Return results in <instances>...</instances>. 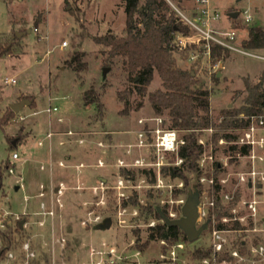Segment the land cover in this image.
<instances>
[{
	"label": "rangeland",
	"instance_id": "374dc122",
	"mask_svg": "<svg viewBox=\"0 0 264 264\" xmlns=\"http://www.w3.org/2000/svg\"><path fill=\"white\" fill-rule=\"evenodd\" d=\"M208 1L220 16V24L215 28L235 31L237 46L246 40L249 25L264 30V0ZM169 2L172 9L177 7L185 16H189L194 5V0ZM244 11L252 18L249 25L242 20ZM234 12H238L236 19L227 18ZM123 27L121 0H0V44L11 42L12 37L15 41L11 54L0 57V118L8 113L9 105L21 100L31 102L0 127V231L22 223L20 234L13 238L30 243L38 257L37 264H85L89 247H99L103 242L129 258L138 252L142 264H157L159 256L171 245L145 243L148 225L161 222L153 218L148 207L165 210L163 204L169 201H185L186 191L193 186H199L201 199L206 202L212 194L215 197V191L199 185V179L212 178L219 187L217 196H229L234 201L226 218L234 210L235 217L242 219L240 226L245 228L238 230L239 234L229 235V242L235 249L242 244L241 255L246 259L243 264H251L250 248L264 243V234L260 232L264 229V184L256 183L253 188L240 184L237 178L248 170L247 160L226 152L233 141L223 140L220 144L221 139H212L214 133L239 138L244 127H213L211 132H198L197 144L203 142L197 160L200 177L187 176L185 186L161 169L164 187L155 189L156 170L133 166L135 160L143 164L155 160L135 147L138 120L155 115L146 97L135 94L130 98L129 113H122L123 104L117 95L131 88V83L119 64L107 68L102 80L101 72L106 67L92 42V38L107 32L120 35ZM27 30L30 33L16 37ZM188 35L193 36L191 32ZM197 40L193 38V42ZM63 42L65 49L61 48ZM200 46L187 49V59L177 51L174 60L178 67L192 70L197 87L208 92V115L218 125L224 111L240 107L246 95L245 84L253 86L259 82L264 73V50L251 52L257 58L229 53L225 60L212 62L199 51ZM73 51L83 54L85 68L80 72L66 64ZM194 55L196 62L189 60ZM10 79L15 83L4 84ZM159 87L160 81L154 75L147 93ZM86 93L98 98L99 110L85 104ZM138 104L140 107L135 109ZM53 108L56 112L46 113ZM69 132L73 135L65 136ZM49 133L52 137L46 139ZM260 134L264 139V132ZM177 136L181 140L180 134ZM257 153L263 159L259 168L264 171V148ZM12 154L18 155L17 161L11 160ZM118 161L123 166H118ZM176 161L175 155H169L164 157L163 164L175 166ZM9 168L13 174H8ZM119 180L125 186V198L121 199L117 195ZM40 188L43 198H38ZM252 198L258 201L254 218L242 207L243 202ZM40 202L53 211L52 219L36 216ZM227 202L222 199L223 206ZM107 219V230L95 229ZM216 219L220 221L217 215ZM182 244L184 250L178 253L181 264H200L192 252L194 248L209 246V230L202 232L197 242Z\"/></svg>",
	"mask_w": 264,
	"mask_h": 264
},
{
	"label": "trees",
	"instance_id": "16d2710c",
	"mask_svg": "<svg viewBox=\"0 0 264 264\" xmlns=\"http://www.w3.org/2000/svg\"><path fill=\"white\" fill-rule=\"evenodd\" d=\"M124 13V27L120 35L107 32L102 36L92 38L93 44L98 49V54L103 58V66L111 68L117 64L131 83L125 93H118V98L123 104V114L131 110L130 98L136 95L140 98L146 97L147 102L155 117H163V126L180 134L183 142L177 151L176 157L182 160L179 167H163L162 171L172 179L181 180L188 186L187 176L193 175L197 178L201 175L197 160L202 153V147L197 144V134L200 131L216 127L223 130L239 129L248 125L249 118L261 117L264 122V73L258 83L253 86L245 84L246 95L242 98L241 105L235 110H226L222 113V120L218 125L212 123L208 115V92L197 87L192 70H185L177 66L174 55L177 50L173 46L176 34L188 35L189 30L181 22L172 7L166 0H121ZM176 9H178L176 7ZM14 37L12 41L0 44V57L12 52ZM241 47L249 52H260L264 50V30L260 27L249 25L247 38ZM183 58L187 59V51L181 52ZM229 52L217 45L210 47V61L220 62L227 58ZM186 56V57H184ZM197 61V60H196ZM195 61V62H196ZM74 72H80L85 68L83 54L73 51L72 56L66 62ZM197 63L193 64L196 65ZM156 75L160 81V87L147 93V88ZM217 78V77H216ZM86 105H95L98 110L100 105L97 97L84 95ZM140 104L136 106L138 109ZM13 113L9 110L0 118V127H3L11 118ZM243 118H240V116ZM214 142L222 139L230 142L236 138L230 134L214 133ZM229 155H247L245 147L230 145L226 148ZM173 156V155H172ZM150 174V171H141ZM152 176V174L150 175ZM2 175L0 170V181ZM150 183L152 180L150 179ZM200 194L199 186L190 187ZM215 191V213L220 219L228 217V210L234 201H229L223 206L222 199L218 197L219 187ZM156 209L148 207L156 221H160ZM160 209V208H159ZM161 210V209H160ZM165 214L164 210H161ZM231 216H229L230 218ZM16 223L12 228L0 231V262L3 261L6 251L11 249L18 251L21 242L14 240V235L20 234L22 228ZM251 225V224H249ZM224 230H243L238 222L226 225H218ZM96 229V227H95ZM166 242L168 245L176 243H187L183 233L176 227H167L163 223H157L153 228L146 230L145 243ZM242 253L243 245L237 247ZM209 247L194 248L192 256L196 260H202L210 256ZM220 259H228L227 255Z\"/></svg>",
	"mask_w": 264,
	"mask_h": 264
},
{
	"label": "built area",
	"instance_id": "2783aa9c",
	"mask_svg": "<svg viewBox=\"0 0 264 264\" xmlns=\"http://www.w3.org/2000/svg\"><path fill=\"white\" fill-rule=\"evenodd\" d=\"M175 13L178 15L180 22L188 28L189 32L193 36L176 34L173 39V46L178 52H183L191 49V47H198L199 51L203 53L207 61H210V47L212 45H217L231 54H236L248 58H257L253 53L244 50L241 45L237 46L236 32L233 30H218L215 25L220 24V16L212 9L209 5L208 0H195L194 10L190 16H185L176 8H173ZM238 17V16H237ZM228 18V17H227ZM242 20L245 24L251 23V16L248 11L242 13ZM37 33V30L33 31ZM199 38L196 42H193V38ZM201 43V44H200ZM66 43L61 44V48H66ZM198 52V51H197ZM198 54V53H197ZM197 56H191L190 61H196ZM15 81L10 79L4 81V84H14ZM56 112V108L51 110H46V113ZM240 118H243L241 115ZM23 120V118H20ZM249 123L242 129V133L239 138L233 140L231 145L238 147H245L248 151L247 155L240 156L247 160L248 170L238 175L237 180L240 184L246 185L248 188H253L256 183L264 184V171L259 168L261 166L263 159L258 155L257 151H261L264 148V139L261 136V132H264V122L263 120L257 119L256 117L249 118ZM138 125L140 129L135 133L136 135V145L137 149H143L147 154H151L154 161L143 164L140 160H135V166L147 167L151 170H156L154 173L155 179V189H162L164 187L161 177L160 170L165 167L163 164V159L169 155H177V151L183 142L178 140V133L173 130H169L163 126V120L160 117H152L149 119L138 120ZM236 130V129H234ZM211 132L210 129L204 130ZM72 133H66L65 136H71ZM52 134H47L46 139H51ZM220 144L224 143L221 139ZM41 146V143L38 144ZM198 145L203 146L202 141H198ZM129 154V151L127 152ZM177 161L175 167H179L182 163L181 159L176 157ZM11 160L13 162L18 160L17 154L11 155ZM118 166H123V162L118 161ZM201 167V165H200ZM8 174H13V169L9 168L7 170ZM199 185H207L208 190H213L216 183L211 178L206 180L204 178L199 179ZM123 181L119 180L117 183L118 197L125 198ZM181 185L178 186L181 189ZM61 191H58V195ZM201 194H199V206L197 208V224L201 225L208 221V226L206 230H209V249L210 256L200 260V264H243L246 259L239 253L238 249L231 246L228 236L232 234H239L237 230H224L218 228V225H226L234 222H241L242 219L235 217V211L232 210L230 218L222 217L219 220L216 219V206L215 199L212 196L206 201H202ZM43 189L40 188V193L38 198H43ZM224 201H231L229 196H223ZM24 203H27V199L23 198ZM184 200L169 201L163 204L165 207V214L163 215L169 220H177L181 217V208L184 205ZM163 203V202H162ZM258 201L252 198L248 201L242 203L243 209L247 212L248 216L254 218L257 215ZM25 210V209H24ZM26 211V210H25ZM25 215V212H23ZM36 216L45 219H52L54 213L51 209L47 208L43 202L38 204V212ZM162 223V222H161ZM43 224H40L42 226ZM23 226V225H22ZM154 223L148 225V228H153ZM264 234V229L261 230ZM159 244L163 247H167V243L160 241ZM184 250V245L182 243H176L171 245V247L166 251L165 254H161L158 258L157 264H181L182 261L179 260L178 253ZM227 255L228 259H220L221 256ZM249 255L251 257V264H264V243H260L249 250ZM140 255L138 252L134 253L130 258L123 256L114 247H110L104 242L99 245V247H89L87 250V262L85 264H142L139 261ZM38 257L34 250L32 249L28 241L22 242L19 246L18 251H13L11 249L6 251L5 257L0 264H37ZM57 264V263H52ZM83 264V263H82Z\"/></svg>",
	"mask_w": 264,
	"mask_h": 264
},
{
	"label": "water",
	"instance_id": "95a60500",
	"mask_svg": "<svg viewBox=\"0 0 264 264\" xmlns=\"http://www.w3.org/2000/svg\"><path fill=\"white\" fill-rule=\"evenodd\" d=\"M242 0H236V2H240ZM238 16V12H234L231 14H228V18L231 20L236 19ZM30 33L29 30H27L24 33L16 34L17 38L22 37L24 34ZM108 69L104 68L102 69L101 76L102 80L105 78L106 73ZM220 75L218 74L217 77ZM31 105V102L28 100H21L18 103L9 105V110L13 114H18L24 107H29ZM18 188L15 187V191H17ZM199 206V193L196 190H190L188 191L186 195V200L184 202V205L181 208V217L177 220H169L167 219L161 210L159 208L156 209V212L159 215L160 221L166 225L167 227H176L178 228L186 238V241L188 244H193L197 242L202 232H204L207 229L208 221L204 222L201 225L197 224V208ZM110 226V220H104L102 224H99L96 226V230H107ZM19 228H22V223L19 224Z\"/></svg>",
	"mask_w": 264,
	"mask_h": 264
},
{
	"label": "crops",
	"instance_id": "0c3cea01",
	"mask_svg": "<svg viewBox=\"0 0 264 264\" xmlns=\"http://www.w3.org/2000/svg\"><path fill=\"white\" fill-rule=\"evenodd\" d=\"M167 2H169V0H166ZM178 2H179V4H181V3H184V2H186L187 3V1L188 0H177ZM170 3V2H169ZM195 5V0H194V2L192 3V5ZM194 5L192 6V10H191V13L189 14V16L192 14V12H193V10H194ZM60 120V119H59ZM61 121H59L58 123H60ZM57 129V128H56ZM57 130H60V129H57ZM259 167H262V166H259ZM264 167V166H263ZM18 188V190L21 188V186L20 187H17ZM17 190V191H18ZM14 191H15V189H14ZM16 191V192H17ZM24 209L26 210V208H25V206H24ZM31 211V210H30Z\"/></svg>",
	"mask_w": 264,
	"mask_h": 264
}]
</instances>
